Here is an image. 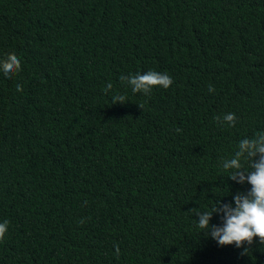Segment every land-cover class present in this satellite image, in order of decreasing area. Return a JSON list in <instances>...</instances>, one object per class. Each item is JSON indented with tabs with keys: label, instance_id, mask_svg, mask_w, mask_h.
Segmentation results:
<instances>
[{
	"label": "trees",
	"instance_id": "trees-1",
	"mask_svg": "<svg viewBox=\"0 0 264 264\" xmlns=\"http://www.w3.org/2000/svg\"><path fill=\"white\" fill-rule=\"evenodd\" d=\"M10 53L0 264H264L259 237L221 246L195 215L251 190L222 164L264 133V0H0ZM150 70L173 84L144 95L120 80Z\"/></svg>",
	"mask_w": 264,
	"mask_h": 264
},
{
	"label": "clouds",
	"instance_id": "clouds-1",
	"mask_svg": "<svg viewBox=\"0 0 264 264\" xmlns=\"http://www.w3.org/2000/svg\"><path fill=\"white\" fill-rule=\"evenodd\" d=\"M20 70L21 60L14 53L8 54L5 60L0 61V71L9 78ZM120 80L122 83L126 82L133 93L144 95H150L153 88L168 89L173 84L169 75L154 70L143 74L122 75ZM112 88V83H107L105 92L107 93ZM16 89L23 91L20 84L16 85ZM208 91L214 93L215 88L209 85ZM125 99L123 95L114 96L113 104L125 103ZM139 106L143 109L142 104ZM216 119L218 122L222 119L230 127H235L237 123L234 113H227L222 118L216 117ZM245 162L250 163L251 171L245 167ZM222 167L225 171H230L229 179L239 184L248 183L251 185V190L246 194H236L234 196L235 206L217 200L211 211H196L195 215L199 217L198 228L203 230L202 233L210 235L221 246L234 244L237 248H244L245 243L251 246L257 237L264 245V133L240 140L234 155L224 160ZM214 213L222 214V226L210 223ZM8 225L7 220L0 223V242L5 239ZM115 251L118 257L120 254L118 245L115 246ZM247 253L248 248H245L242 254Z\"/></svg>",
	"mask_w": 264,
	"mask_h": 264
}]
</instances>
